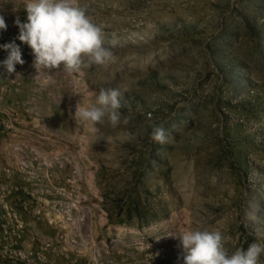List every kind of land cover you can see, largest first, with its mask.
I'll list each match as a JSON object with an SVG mask.
<instances>
[{"label":"rangeland","instance_id":"1","mask_svg":"<svg viewBox=\"0 0 264 264\" xmlns=\"http://www.w3.org/2000/svg\"><path fill=\"white\" fill-rule=\"evenodd\" d=\"M25 4L0 0L25 61L0 66V264H182L169 235L197 229L264 243V0H79L118 60L47 84ZM109 87L131 118L92 133L76 107Z\"/></svg>","mask_w":264,"mask_h":264},{"label":"clouds","instance_id":"2","mask_svg":"<svg viewBox=\"0 0 264 264\" xmlns=\"http://www.w3.org/2000/svg\"><path fill=\"white\" fill-rule=\"evenodd\" d=\"M26 22L16 19L19 28L16 39L26 44L33 54V67L36 81L47 84L52 80V70L72 73L92 65L107 66L115 63L118 57L111 47L104 43V25L97 24L87 14L79 0H26ZM4 17L0 16V31L6 30ZM7 57L0 66L8 74L16 71V65H23L22 50L15 41L0 45ZM95 95V102L87 107H76L74 118L86 122L92 133H98L97 125L109 122L113 127L127 124L130 116L120 111L119 88H101ZM150 138L161 144L167 142L164 127L153 125ZM177 238L181 251L178 260L182 264H259L264 254V243H252L245 250L236 249L229 253L224 236L220 231L187 230ZM151 248V244L148 245Z\"/></svg>","mask_w":264,"mask_h":264},{"label":"bare ground","instance_id":"3","mask_svg":"<svg viewBox=\"0 0 264 264\" xmlns=\"http://www.w3.org/2000/svg\"><path fill=\"white\" fill-rule=\"evenodd\" d=\"M77 224L79 223V221L76 222ZM124 227V226H123Z\"/></svg>","mask_w":264,"mask_h":264}]
</instances>
